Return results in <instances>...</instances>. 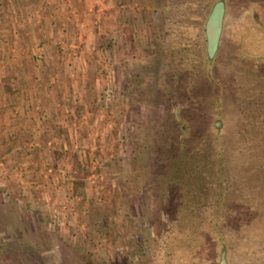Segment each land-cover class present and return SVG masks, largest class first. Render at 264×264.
Here are the masks:
<instances>
[{"label":"rangeland","instance_id":"obj_1","mask_svg":"<svg viewBox=\"0 0 264 264\" xmlns=\"http://www.w3.org/2000/svg\"><path fill=\"white\" fill-rule=\"evenodd\" d=\"M204 1L0 0V264H264V143L251 155L264 122L249 138L240 131L244 88L230 35L264 0L218 6L207 49ZM178 33L214 56L192 109L208 152L198 176L172 186L184 187V204L158 167L170 146L164 54ZM255 78L247 89L257 85V108L248 96L243 111L260 123L264 64Z\"/></svg>","mask_w":264,"mask_h":264},{"label":"trees","instance_id":"obj_2","mask_svg":"<svg viewBox=\"0 0 264 264\" xmlns=\"http://www.w3.org/2000/svg\"><path fill=\"white\" fill-rule=\"evenodd\" d=\"M175 1V0H174ZM204 1V0H200ZM204 3H206L204 1ZM178 6L182 5V0H177ZM194 4V3H193ZM221 4H225V0H211L207 3V18L204 22L203 26V45L204 49H207V30L206 26L209 17L213 14V11ZM179 6V7H180ZM182 7V6H181ZM256 8V9H255ZM253 9L252 21L240 22L236 24V28L233 31H230V35L237 36L234 38V43L237 44V74L239 79L238 91L244 88L238 95H241L240 102L241 107L246 109L249 103H246L247 98L250 97L251 102L254 104V107L257 108V97L259 95L257 85H253L251 88L247 89L248 83L250 81L255 80V75L257 74V68L264 64V11L262 12L258 6ZM263 10V9H262ZM206 14V13H205ZM186 15V14H185ZM201 15H199L200 17ZM202 17V16H201ZM200 17V18H201ZM181 20H176V25H174V29L182 31ZM183 32V31H182ZM183 35V36H182ZM238 37V38H237ZM195 42L194 39L189 36L184 38V33L177 35L176 42L174 44H169L165 51L167 53L164 54L165 64H166V75L163 81V97L165 98V105L167 109V118L165 123H163L167 129V135L169 139V147L166 150L164 157L159 156L163 160L158 162L159 169L161 168V172L165 173L168 177L169 183V192L171 199H180L181 203L184 204V201L188 203L184 195V187L180 186L179 190L175 187H172L174 184H184L187 180H189L190 176L199 175L200 170H198L200 161L205 159V155L207 154V149L203 148L202 145L204 143H208L207 141H203L200 139L197 130L198 122L196 121V117L192 115V109L194 105L197 103V99L201 98L202 92L199 90L201 86L199 84L200 80L203 79H211L212 77V69L214 64V56H209L206 52L201 55L198 54L193 48ZM242 74V75H240ZM128 78V76H126ZM246 79L245 82H243ZM259 80L256 81L258 84ZM244 83L245 85H243ZM250 85V84H249ZM252 85V84H251ZM246 89V91H245ZM248 91V94L245 97V93ZM238 92H236L237 94ZM252 93V94H251ZM218 96L214 97L211 101V104L214 108L217 109L215 114V120L213 122V137L215 147V157L213 158V169L214 174L217 176L218 180L221 179V160H222V150H221V134H222V115H221V105H222V92L219 88ZM251 94V96H250ZM249 96V97H248ZM246 107V108H245ZM252 108V107H251ZM244 115H241L239 118L240 131L242 135H246L249 138L250 133L253 131L251 126L258 127L257 133H261L262 123H259L260 115L254 111L250 112V116H247V112L243 111ZM256 121H258L256 123ZM254 122L257 124L255 126ZM262 122V123H261ZM252 132H250V130ZM255 129V128H254ZM255 133V132H253ZM252 138V137H251ZM264 140L252 138V149L251 155L257 158V153L261 151V147L263 146ZM212 144V143H211ZM254 148V149H253ZM251 157V156H250ZM261 163V162H260ZM261 165V164H259ZM198 170V172H197ZM223 190V188H222ZM221 190V191H222ZM221 196L218 198V204L222 200ZM217 204V206H218ZM216 219V217H215ZM217 225V221L215 220ZM174 236H178L176 232H180V240L184 241L186 237L183 239L182 229L180 231L175 230ZM191 236V235H190ZM189 236V237H190ZM192 237H194L192 235ZM183 243V242H182ZM179 244V243H178ZM0 251L2 250V243L0 242Z\"/></svg>","mask_w":264,"mask_h":264},{"label":"flooded vegetation","instance_id":"obj_3","mask_svg":"<svg viewBox=\"0 0 264 264\" xmlns=\"http://www.w3.org/2000/svg\"><path fill=\"white\" fill-rule=\"evenodd\" d=\"M223 251H224V248H223L222 253H221V262H224V259H225L224 254H223Z\"/></svg>","mask_w":264,"mask_h":264}]
</instances>
